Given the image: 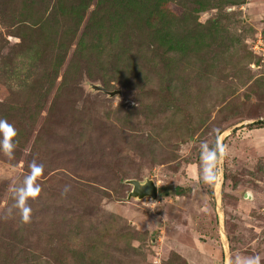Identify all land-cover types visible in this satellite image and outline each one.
Masks as SVG:
<instances>
[{"label": "rangeland", "instance_id": "obj_1", "mask_svg": "<svg viewBox=\"0 0 264 264\" xmlns=\"http://www.w3.org/2000/svg\"><path fill=\"white\" fill-rule=\"evenodd\" d=\"M237 1L121 0L112 25L110 0H0V264H264V0ZM33 160L21 223L5 213ZM143 178L156 200L127 199Z\"/></svg>", "mask_w": 264, "mask_h": 264}, {"label": "clouds", "instance_id": "obj_2", "mask_svg": "<svg viewBox=\"0 0 264 264\" xmlns=\"http://www.w3.org/2000/svg\"><path fill=\"white\" fill-rule=\"evenodd\" d=\"M16 129L6 119L0 118V152L11 156L15 147ZM222 149L219 145H210L208 141H201L199 147L200 181L204 184H213L216 179L215 162L218 153ZM29 171L20 183L13 186L11 191V204L6 209L9 217H18L21 223L30 220L31 207L30 197H36L40 193V185L36 178L43 171V165L35 160L29 163ZM69 186H64V191H68ZM230 264H259V258L254 255H234Z\"/></svg>", "mask_w": 264, "mask_h": 264}, {"label": "water", "instance_id": "obj_3", "mask_svg": "<svg viewBox=\"0 0 264 264\" xmlns=\"http://www.w3.org/2000/svg\"><path fill=\"white\" fill-rule=\"evenodd\" d=\"M87 87L92 91H99L107 94L109 97L118 93V91H107L99 84L87 83ZM261 120H257L256 122H260ZM125 184L130 185L131 189L127 194V199L134 198L136 200H141L143 198H149L151 200H156L157 197V187L153 180L148 178H143L142 180L135 179H126L123 181ZM244 197H247L244 194Z\"/></svg>", "mask_w": 264, "mask_h": 264}, {"label": "trees", "instance_id": "obj_4", "mask_svg": "<svg viewBox=\"0 0 264 264\" xmlns=\"http://www.w3.org/2000/svg\"><path fill=\"white\" fill-rule=\"evenodd\" d=\"M234 2H237L238 3V1L237 0H233ZM110 5H111V9H113L114 11V13L112 14V17H110V23L112 24V25H114V23H120V22H123V19H124V17L126 16L125 15V12L126 11H123V4H122V2H121V0H110ZM110 5H109V7H110ZM153 16H151V22L153 23V24H155V21H153ZM157 23V22H156ZM258 58L259 59H263V57H264V53H258ZM260 56V57H259ZM261 62H263V60H261ZM258 125L260 124L261 125V123H257ZM256 124V125H257ZM213 144L214 145H216V139L214 140V142H213Z\"/></svg>", "mask_w": 264, "mask_h": 264}, {"label": "built area", "instance_id": "obj_5", "mask_svg": "<svg viewBox=\"0 0 264 264\" xmlns=\"http://www.w3.org/2000/svg\"><path fill=\"white\" fill-rule=\"evenodd\" d=\"M252 49L254 50V52H260V53H264V49L262 47V43L259 41V39L256 41V43L254 44V46L252 47ZM258 54V53H257Z\"/></svg>", "mask_w": 264, "mask_h": 264}]
</instances>
